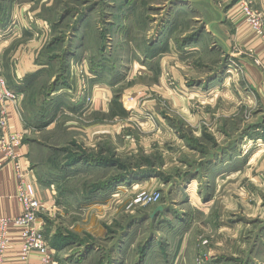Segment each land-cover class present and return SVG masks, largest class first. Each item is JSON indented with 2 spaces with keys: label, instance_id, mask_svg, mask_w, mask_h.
<instances>
[{
  "label": "rangeland",
  "instance_id": "374dc122",
  "mask_svg": "<svg viewBox=\"0 0 264 264\" xmlns=\"http://www.w3.org/2000/svg\"><path fill=\"white\" fill-rule=\"evenodd\" d=\"M208 2L231 33L226 12L234 8L241 17L240 6L247 4L261 20L264 40V0H0V43L13 37L12 62L30 53L46 66L35 83L18 90L28 89L25 100L42 117L31 121L41 131L32 137V180L55 264H264V217H246L234 204L242 195L253 212L264 208V159L254 158L261 152L254 146L233 158L236 166L246 160L252 167L236 188L219 181L213 168L219 154L208 143L200 148L195 134L188 143L180 128L192 125L183 112L186 99L182 106L168 100L169 94L187 98L184 86L204 75L197 56H186L183 69L179 57L185 54L174 64L157 55L168 43L194 48L206 29L197 10ZM235 47L215 62L216 73L231 66L235 78L242 76L237 57L254 51ZM0 71L4 77L1 57ZM100 95L109 100L107 132L96 138V123L105 115L91 109ZM127 96L136 97L135 111L124 109ZM117 104L124 117L115 116ZM197 105L194 100L189 109ZM259 105L242 100L238 112L246 121ZM168 124L177 130L172 156L164 149ZM186 145L196 150L190 158L179 150H190ZM153 192L160 194L158 202L136 204L139 194ZM158 207L162 211L154 215Z\"/></svg>",
  "mask_w": 264,
  "mask_h": 264
},
{
  "label": "crops",
  "instance_id": "0c3cea01",
  "mask_svg": "<svg viewBox=\"0 0 264 264\" xmlns=\"http://www.w3.org/2000/svg\"><path fill=\"white\" fill-rule=\"evenodd\" d=\"M233 9L230 8L226 12V15H228L227 20L230 24L228 27H233L234 33L228 31L227 26L222 23V20L218 21L217 17H220L218 15L219 10L208 2L206 5L201 4L197 10L198 15H196V18L203 20L206 29L196 36L195 42H193L195 43L194 48L186 45L184 42H181L180 49L168 43L170 46L168 48L166 46L157 55H167L165 56V62L170 61V63L172 62L171 64H174L173 60L175 58H178L180 54H185L183 57H179L183 69L184 64L190 61L186 56H197L196 63L200 70L204 71V75L193 81V84L184 86L187 90V98H180L179 100L177 96L169 94L168 100L171 105L182 106L183 103L181 101L186 99V103L184 102L182 106L183 109L185 108L183 112L191 119L192 125L187 126V124H182L180 128L188 133L187 142L189 143V140H191L189 135L195 134L198 136V146L200 148L201 146L202 148L205 147L206 143H208L209 147L207 149L212 150L210 152L219 154L218 160L213 163V168L219 169V181H231L230 183H233V186L236 188L237 183L245 180L251 174L252 167H249V162L247 163L246 160L239 163L240 167L236 166L233 158L243 150L252 151L254 146H256L255 151L261 153H257L254 158L258 156L260 159H264V40L263 38L260 40V38L246 33L247 29L242 22V14L239 17L238 13H233ZM231 12L232 15H230ZM236 25H238L237 29ZM16 34L18 35V32ZM12 40L13 37H8L2 39L0 43V57L4 79L8 89L17 95L16 106L6 110L10 115L8 128L22 135L21 151L24 154L22 161L29 168L33 176L36 157L34 154L36 155L37 149L35 150L34 148L36 146H34V141L32 142V137L33 134H38L41 131L34 129L31 126V121L37 120L41 115L34 114L35 108L31 100L29 103L28 100H25L28 89L26 87L24 91L18 89H20V86L23 88L22 85L26 83H35L39 78L34 79V75L38 70L46 68V66L37 64L36 57L30 55L29 52H27L29 55L23 56L24 58L18 59L17 62H12V59L16 56V54H12ZM235 45L244 47L246 51L249 48L254 51L252 57H237L243 69L242 76L237 73V78H235L237 71L231 66H225L219 73H216L215 62H219L222 54L226 55L228 51L236 48ZM165 49L166 51H164ZM162 66L165 67L163 64ZM176 67V65H172L168 69L171 71L175 70L179 80L181 79L179 86H182L180 70H176ZM215 73L217 75L210 78ZM94 87L102 88L104 86L103 84H100V86L97 84ZM194 100H196L198 105L196 110H190V104ZM242 100L250 104H260L259 111L255 113L254 118L252 116L251 119L243 120L241 113L238 112V106ZM108 102L109 100L106 95H100L94 100L93 110L91 109L92 115H105L102 121H97L96 123V129L98 130L92 129L95 131L94 137L96 138L104 136L107 132L105 120L108 118ZM117 106L115 116L124 117L122 106L118 104ZM252 119H255L254 122H252ZM176 132V126L172 124H168L165 127V138H167L165 141L167 142H165L166 146L164 149L167 152H171L170 156H172V152L175 150L174 135ZM182 143L185 145V139L182 140ZM185 147L190 150L186 151L181 149V147L179 150H181L184 156L190 158L192 152H196V150L190 148L189 145ZM199 147H197L198 150ZM207 149L204 148V150L200 151ZM169 155L170 160H173L174 158ZM240 155L243 154L241 153ZM12 181V169L10 165L5 166L0 170V218H13L20 212V206L12 198ZM234 198V204L239 208L238 211L241 214L251 217V214L256 216L259 213L261 217H264V208L262 206L259 210H254L253 212L252 207L242 200V195H235ZM17 245V240L11 241L6 254L7 264L16 263L18 258ZM35 259V256H33L31 264H36Z\"/></svg>",
  "mask_w": 264,
  "mask_h": 264
},
{
  "label": "built area",
  "instance_id": "2783aa9c",
  "mask_svg": "<svg viewBox=\"0 0 264 264\" xmlns=\"http://www.w3.org/2000/svg\"><path fill=\"white\" fill-rule=\"evenodd\" d=\"M240 7L244 24L255 37L261 38L260 18L247 4ZM16 99L17 95L8 89L0 71V170L10 165L13 172L12 198L20 206L17 216L0 218V264H7L6 254L12 240L18 242L15 264H31L33 256L36 264H55L53 250L48 246L39 223L43 202L31 171L22 161V135L8 128L10 115L6 110L16 106ZM136 104L135 96H127L122 105L126 111H135ZM136 199V204H154L159 201L160 194L142 193Z\"/></svg>",
  "mask_w": 264,
  "mask_h": 264
},
{
  "label": "water",
  "instance_id": "95a60500",
  "mask_svg": "<svg viewBox=\"0 0 264 264\" xmlns=\"http://www.w3.org/2000/svg\"><path fill=\"white\" fill-rule=\"evenodd\" d=\"M161 211H162V208L161 207L156 208V210L154 211V215H156L157 213H159Z\"/></svg>",
  "mask_w": 264,
  "mask_h": 264
}]
</instances>
